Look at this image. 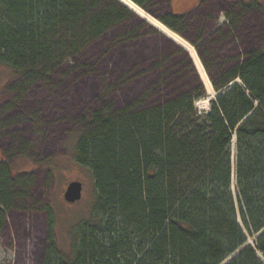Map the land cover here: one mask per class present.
Returning <instances> with one entry per match:
<instances>
[{"label":"trees","instance_id":"obj_1","mask_svg":"<svg viewBox=\"0 0 264 264\" xmlns=\"http://www.w3.org/2000/svg\"><path fill=\"white\" fill-rule=\"evenodd\" d=\"M132 1L179 34L187 28L188 12L172 0ZM234 2L264 10V0ZM228 17L218 32L235 44L238 16ZM144 30L162 35L120 0H0V63L27 90L109 33L128 43ZM198 39L207 41L205 28ZM177 48L193 85L155 54L146 69L160 72L144 94L118 109L104 93L79 131L74 160L91 170L94 198L67 249L52 235L44 264H264V48L233 56L217 74L203 61L216 91L206 110L196 105L206 88ZM32 183L0 151V229Z\"/></svg>","mask_w":264,"mask_h":264},{"label":"rangeland","instance_id":"obj_2","mask_svg":"<svg viewBox=\"0 0 264 264\" xmlns=\"http://www.w3.org/2000/svg\"><path fill=\"white\" fill-rule=\"evenodd\" d=\"M234 1L209 0L198 6V0H172L176 11L188 12L187 28L178 34L193 45L201 62L205 60L214 74L220 72V64H231L233 56L264 48V10L247 9ZM155 9L166 13L169 6ZM228 14L238 16L235 44L225 38L224 30L218 32L228 26ZM128 23L135 25L132 20ZM204 28L206 42L198 39ZM144 31L142 38L128 43L117 42L109 33L76 60L65 62L51 79L40 80L27 90L21 89V78L0 63V151L16 175L33 178L28 196L7 211L6 223L0 229V264H44L52 235L68 248L70 227L86 215L95 193L92 172L75 162L74 146L88 118L101 109L104 93L118 109L138 100L160 72L146 69L155 54L168 59L166 66L174 67L175 72L182 70L181 83L193 85V71L177 48L181 45L160 30L162 35ZM193 65L202 80L194 61ZM126 72L128 77L122 79ZM206 91L208 97L196 104L200 110L208 109V101L214 97ZM73 180L82 181L84 190L81 200L71 203L64 193Z\"/></svg>","mask_w":264,"mask_h":264},{"label":"bare ground","instance_id":"obj_3","mask_svg":"<svg viewBox=\"0 0 264 264\" xmlns=\"http://www.w3.org/2000/svg\"><path fill=\"white\" fill-rule=\"evenodd\" d=\"M123 4L127 5L129 8L134 10L139 16L147 20L149 23H151L154 27L162 31L164 34L175 40L177 43H179L183 48H185L188 52H190V55L199 71V74L202 77V80L208 89V91L215 96L216 92L213 89L212 82L210 78L208 77V74L206 72V69L203 65V63L200 60V57L198 56V53L196 49L193 47L192 44H190L186 39H184L182 36H180L175 31L168 28L164 23L153 17L150 13H148L146 10H144L142 7L137 5L132 0H120ZM236 81H239L236 80ZM206 101H208L206 99ZM199 102V101H198ZM209 102V101H208Z\"/></svg>","mask_w":264,"mask_h":264},{"label":"water","instance_id":"obj_4","mask_svg":"<svg viewBox=\"0 0 264 264\" xmlns=\"http://www.w3.org/2000/svg\"><path fill=\"white\" fill-rule=\"evenodd\" d=\"M83 190L84 183L80 180H73L68 184L64 193V197L68 202H76L78 200H81L83 196Z\"/></svg>","mask_w":264,"mask_h":264}]
</instances>
